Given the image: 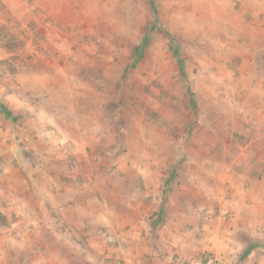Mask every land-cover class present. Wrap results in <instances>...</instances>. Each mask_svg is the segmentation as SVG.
Instances as JSON below:
<instances>
[{
    "label": "rangeland",
    "instance_id": "obj_1",
    "mask_svg": "<svg viewBox=\"0 0 264 264\" xmlns=\"http://www.w3.org/2000/svg\"><path fill=\"white\" fill-rule=\"evenodd\" d=\"M0 53V264H264V0H0Z\"/></svg>",
    "mask_w": 264,
    "mask_h": 264
},
{
    "label": "crops",
    "instance_id": "obj_2",
    "mask_svg": "<svg viewBox=\"0 0 264 264\" xmlns=\"http://www.w3.org/2000/svg\"><path fill=\"white\" fill-rule=\"evenodd\" d=\"M255 145L253 144V143H250V150L252 151L253 150V147H254ZM264 149V147L262 148V149H260V150H263ZM246 193H248V192H246ZM249 194V193H248ZM248 194H247V196H248ZM248 207V206H247ZM250 210V209H249ZM236 218H238V216L236 217Z\"/></svg>",
    "mask_w": 264,
    "mask_h": 264
},
{
    "label": "built area",
    "instance_id": "obj_3",
    "mask_svg": "<svg viewBox=\"0 0 264 264\" xmlns=\"http://www.w3.org/2000/svg\"><path fill=\"white\" fill-rule=\"evenodd\" d=\"M1 54V53H0Z\"/></svg>",
    "mask_w": 264,
    "mask_h": 264
}]
</instances>
